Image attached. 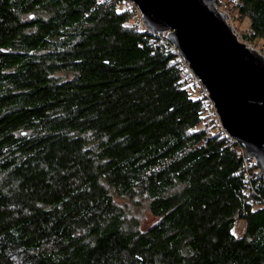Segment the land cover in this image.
<instances>
[{"label": "trees", "instance_id": "trees-1", "mask_svg": "<svg viewBox=\"0 0 264 264\" xmlns=\"http://www.w3.org/2000/svg\"><path fill=\"white\" fill-rule=\"evenodd\" d=\"M126 3L0 0V264H264V177Z\"/></svg>", "mask_w": 264, "mask_h": 264}, {"label": "water", "instance_id": "water-1", "mask_svg": "<svg viewBox=\"0 0 264 264\" xmlns=\"http://www.w3.org/2000/svg\"><path fill=\"white\" fill-rule=\"evenodd\" d=\"M147 30L169 42L200 79L224 129L264 177V55L240 40L214 0H129Z\"/></svg>", "mask_w": 264, "mask_h": 264}, {"label": "built area", "instance_id": "built-area-1", "mask_svg": "<svg viewBox=\"0 0 264 264\" xmlns=\"http://www.w3.org/2000/svg\"><path fill=\"white\" fill-rule=\"evenodd\" d=\"M126 1H127V3L125 4V6H130V8L133 10L132 11L133 12L132 18L137 19L139 21L140 26H142V27L144 26L145 27V25L143 23V20H142V17H141V12L139 11L138 7L133 2H131L129 0H126ZM214 3L216 5V8L220 12L225 14L227 22L232 26V28H233L234 32L237 34L238 38L240 40L244 41L248 46L254 47V45L251 42L243 39L241 37V33L239 32V30L236 29V27L234 25V22L236 20V12L231 7V5L226 0H214ZM154 33L156 35L161 36V40L159 41L160 44L166 45L167 46V50L174 51L178 55V59L180 60V69H181L182 77L184 79L188 80V82L193 87H196L199 90L200 93H202V94L207 96V94L205 92V89H204L202 83L200 82V79L192 72V70L190 69L188 63L186 61H184L183 58L177 53V51H176L175 47L173 46V44L170 43L168 38L166 37V33L165 32L164 33L154 32ZM167 41L169 42V45L167 44ZM263 55H264V53H263ZM217 122L219 123L218 119H217ZM219 125H220V123H219ZM220 133H221L222 136H227L229 138H232L234 141L238 142L235 138L231 137L224 129H222L221 126H220ZM238 153L241 154V155H245L246 156L244 148H243V150L239 149ZM247 158H248V160H246L245 165H246V167L249 168L250 164L252 162L254 164V160L252 158H250V157H247ZM249 159L252 160V161H250ZM256 172H257V168H256ZM257 174H258V172H257ZM247 178L248 179L250 178V174L249 173L247 174Z\"/></svg>", "mask_w": 264, "mask_h": 264}, {"label": "rangeland", "instance_id": "rangeland-1", "mask_svg": "<svg viewBox=\"0 0 264 264\" xmlns=\"http://www.w3.org/2000/svg\"><path fill=\"white\" fill-rule=\"evenodd\" d=\"M234 25H235L236 29L239 30V32L241 34L245 31V29L247 27L246 21L239 22L237 19L235 20ZM255 42L256 43H252L254 45V48H256V50L258 52L263 54L264 53V46L262 45L263 44L262 41L257 40ZM216 117H217L216 115L210 114V117L208 116V118L206 119L208 125H210L211 123L213 124V126L210 125L212 127V128L210 127L211 131L216 130L217 125H214L215 121H217ZM122 201H123L122 199H118V202H122ZM128 211H130L129 216H133V218H135V217L138 218L139 225L141 228H145L147 225H149L155 219L150 214L146 205L142 204V203L140 205H137V204H133L132 202H130V205L128 206ZM243 228H244V221L241 219H237L234 222L232 231L235 235L239 236L242 234Z\"/></svg>", "mask_w": 264, "mask_h": 264}]
</instances>
